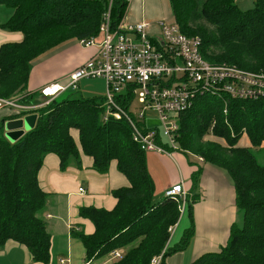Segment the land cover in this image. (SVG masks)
I'll return each mask as SVG.
<instances>
[{
  "label": "trees",
  "instance_id": "1",
  "mask_svg": "<svg viewBox=\"0 0 264 264\" xmlns=\"http://www.w3.org/2000/svg\"><path fill=\"white\" fill-rule=\"evenodd\" d=\"M106 3L0 0V6L10 12L3 27L22 35L19 42L0 44V98L18 97L23 105L41 103L38 92H26L33 63L67 41L97 36ZM169 4L180 31L200 38L204 59L264 74V0H253L246 10L239 9L235 0H169ZM125 5L126 0H113V23L119 22ZM221 97L226 106L215 96L204 95L178 115L177 148L229 175L237 209L226 243L191 264H264V165L257 157L264 152V96L255 100ZM103 103L101 97L83 98L67 89L39 108L15 110L0 119V246L11 240L25 247L33 261L47 264L50 235L41 212L49 194L40 188L37 174L47 153L57 155L61 171L72 164L79 166L82 153L91 157L98 174L107 173L115 161L129 183L112 192L116 204L111 210L79 208V215L94 225L91 234L70 229L82 243L85 259L108 255L110 264H149L162 251L180 205L164 196L153 201L144 151L132 140L125 120H102ZM34 112L37 117L31 129L13 142L4 137L5 121ZM71 129L78 133L79 147ZM208 135L216 140L205 139ZM243 135L250 146L239 145ZM192 178L194 186L197 173ZM192 201L187 198L185 205L189 227L167 249L160 264L190 241ZM115 249L123 251L119 259L109 255Z\"/></svg>",
  "mask_w": 264,
  "mask_h": 264
},
{
  "label": "crops",
  "instance_id": "2",
  "mask_svg": "<svg viewBox=\"0 0 264 264\" xmlns=\"http://www.w3.org/2000/svg\"><path fill=\"white\" fill-rule=\"evenodd\" d=\"M236 4L238 0H235ZM9 11L0 6V44L19 42L20 32H13L2 23L7 20ZM122 23L148 24V32H158V23L173 22L169 0H126L124 13L119 20ZM96 52L93 47H83L76 40H70L35 61L27 81V93H36L49 83L65 84L70 73L83 64ZM50 61L51 65L61 66V74L41 78L38 64ZM94 97V96H93ZM15 109L0 108V119L9 116ZM70 134L79 147L78 133L71 129ZM158 141H160L158 139ZM239 145L250 146L248 138L243 135ZM264 146V143H263ZM264 160V152L257 155ZM261 163V162H260ZM146 169L153 185V194L163 197L166 189L182 183L189 193L193 234L184 249L174 250L165 257V264H191L200 255L218 251L229 235V228L237 219L235 207V189L229 175L222 169L203 162L197 158L190 164L178 150L170 154L156 151L145 152ZM264 165V163L262 162ZM197 173V181L193 188V174ZM40 188L47 192L48 198L41 212L47 231L50 235L49 260L47 264H110L107 256L85 259V250L79 239L70 233L71 227L91 234L94 225L89 219L79 215V208L93 206L111 210L116 199L112 192L129 185L126 177L111 161L107 173L98 174L92 168V159L80 153V165H69L65 170H59V158L54 153L43 157L42 165L37 174ZM83 188V191H79ZM192 192V193H191ZM184 207L180 212L174 230L169 233L165 243L167 248L176 245L184 230L190 225L189 216ZM63 260L61 263L60 261ZM0 264H43L31 259L28 251L22 245L7 240L0 246Z\"/></svg>",
  "mask_w": 264,
  "mask_h": 264
},
{
  "label": "built area",
  "instance_id": "3",
  "mask_svg": "<svg viewBox=\"0 0 264 264\" xmlns=\"http://www.w3.org/2000/svg\"><path fill=\"white\" fill-rule=\"evenodd\" d=\"M112 4L113 0H107L98 27L103 39L99 43L96 36L77 40L83 47L95 48V54L70 73L66 84L43 85L40 95L45 103L65 89H74L83 78H102L105 82L102 120H125L132 140L141 150L166 153L165 147L156 141L158 132L147 127L146 111L157 114L164 126L163 136L171 148H176L178 115L190 108L196 98L210 95L255 100L264 96L263 73L210 63L200 53V38L185 35L174 21H160L155 34L148 32L145 22L113 23ZM135 99L142 105L138 114L130 108ZM121 100L128 102L127 107L121 105ZM3 107L36 106L20 105L15 98H0V108ZM164 194L180 201L179 209L183 211L187 193L182 184L173 185ZM173 230L174 226L168 228L171 234ZM164 254L165 249L153 256L149 264H160ZM110 256L119 259L122 251L112 250Z\"/></svg>",
  "mask_w": 264,
  "mask_h": 264
},
{
  "label": "rangeland",
  "instance_id": "4",
  "mask_svg": "<svg viewBox=\"0 0 264 264\" xmlns=\"http://www.w3.org/2000/svg\"><path fill=\"white\" fill-rule=\"evenodd\" d=\"M237 6L239 9L241 10H246V9H249L253 6V0H238L237 1ZM103 39V35L101 33H99L96 37H95V40L97 43H99L101 40ZM77 41V40H76ZM78 43V42H77ZM41 59V58H40ZM38 68H40V76L41 78H50L52 77L53 75L57 76L63 72H61V66H52L50 61H43L42 63L38 64ZM66 83V82H65ZM68 91H73L75 95L77 96H82L83 98H87V97H101L103 99V102H104V93H105V84H104V80L102 78H99V77H96V78H91V77H86V78H83L81 79L75 86V89H68ZM39 92V91H38ZM202 97V96H201ZM217 99L215 100H219L222 101V105L223 106H226V100L222 97H219V96H215ZM40 98V97H39ZM16 100H18L19 98L16 97L15 98ZM41 100V103H43V100ZM40 103L36 104V105H39ZM33 106V104H31ZM45 105V104H43ZM42 106V105H40ZM39 106V107H40ZM141 104H139L137 102V100H133V102L131 103L130 105V108H131V111H133L135 114H138L139 112V109L141 108ZM38 107V108H39ZM7 108V107H6ZM14 109V108H12ZM17 110V109H15ZM19 111H23L22 109H19ZM224 111V110H223ZM26 115H29L33 118L36 119L37 115L36 113H27ZM25 115H22L21 117H23ZM146 124H147V127L152 129L153 131H156L158 132V137H159V140L163 143V144H166V145H169L168 144V140L166 139V137L163 136V133H162V130H163V124L161 122V120L159 119V117L157 116L156 113L148 110L146 111ZM178 124H179V120H178ZM179 126V125H178ZM179 128V127H178ZM178 131V130H177ZM24 133V132H23ZM22 133V134H23ZM21 134V135H22ZM4 137L9 140L10 142H13L15 140H13V138L11 139V136H9L7 133H3ZM20 135V136H21ZM205 139H209V140H216V138L208 135L205 137ZM13 140V141H12ZM219 142H222V140L218 139ZM177 147H178V143L175 142ZM170 146V145H169ZM175 148V149H172V148H167L166 149V153L165 154H170V152H172V150H178L182 155L185 156V158L187 159V161L190 163V164H194L196 163L197 161V156L193 155V154H190V153H184L182 152V150H180L179 148ZM146 151H144L145 153ZM260 159V162L264 163V160L262 159V157L259 158ZM196 184V182H195ZM194 184V185H195ZM194 186L192 188L193 192H194ZM192 193V192H191ZM153 201L154 202H158L162 199V197H160V195L158 196H155V194H153ZM177 203V202H176ZM178 204V203H177ZM177 207V206H176ZM186 207V206H185ZM178 209V207H177ZM179 214H180V211H179ZM168 231V229H167ZM168 236H169V232H168Z\"/></svg>",
  "mask_w": 264,
  "mask_h": 264
},
{
  "label": "water",
  "instance_id": "5",
  "mask_svg": "<svg viewBox=\"0 0 264 264\" xmlns=\"http://www.w3.org/2000/svg\"><path fill=\"white\" fill-rule=\"evenodd\" d=\"M34 124L35 118L29 115H25L23 117H18L5 121L3 129L5 133L11 136V139L13 138V140H15L16 138H19L23 132L31 129Z\"/></svg>",
  "mask_w": 264,
  "mask_h": 264
},
{
  "label": "bare ground",
  "instance_id": "6",
  "mask_svg": "<svg viewBox=\"0 0 264 264\" xmlns=\"http://www.w3.org/2000/svg\"><path fill=\"white\" fill-rule=\"evenodd\" d=\"M79 66H80V65H79ZM76 68H77V67H76ZM67 82H68V81H67ZM67 82H66V83H67ZM66 83H65V84H66ZM49 84H50V83H49ZM104 84H105V82H104ZM63 85H64V84H63ZM68 89H71V88H68ZM74 89H75V88H74ZM65 90H67V89H65ZM65 90H64V91H65ZM38 93H39V97H40V99L43 100V103H40L39 105L33 104V106H36V107H34V108H29V109H22V110H33V109L38 108L40 105L47 104L48 102H50V101L52 100V99H51V100H49L47 103H45L46 100L43 99V98H41V95H40V89H39V92H38ZM61 93H62V92H61ZM61 93H60V94H61ZM58 95H59V94H58ZM58 95H57V96H58ZM57 96H56V97H57ZM54 98H55V97H54ZM54 98H53V99H54ZM17 102H18V101H17ZM20 105H23V104H20ZM103 105H104V103H103ZM23 106H31V107H33L32 105H23ZM11 109H12V108H11ZM17 110L19 111V109H17ZM224 111H225V110H224ZM158 139H159V138H158ZM156 140H157V139H156ZM160 142H161V141H160ZM158 144L163 145L164 147L166 146L167 148H168V147L171 148V146L166 145V144H163L162 142H161V143H158ZM166 147H165V149H166ZM176 147H177V145H176ZM169 148H168V149H169ZM172 149H175V148H172ZM156 152H157V151H156ZM159 153H162V152H159ZM178 184H182V183H178ZM171 187H172V186H171ZM167 190H168V189H166L165 192H166ZM165 192H164V193H165ZM186 193H187V195H186V199H185L184 207H185V205H186V200H187L188 195H189V193H188L187 191H186ZM163 196L166 197L165 194H164ZM177 202H178V201H177ZM178 203H179V205L181 206V202L179 201ZM179 211H180V209H179ZM180 212H181V211H180ZM174 225H175V224H174ZM174 225H173V226H174ZM164 249H165V252H166L167 249H168V248L166 247V245L163 247L162 250H164ZM121 251H122V250H121ZM122 254H123V251H122ZM109 255H110V253H109Z\"/></svg>",
  "mask_w": 264,
  "mask_h": 264
}]
</instances>
